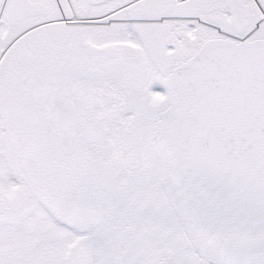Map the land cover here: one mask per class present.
<instances>
[{"label": "snow or ice", "instance_id": "6c2138e0", "mask_svg": "<svg viewBox=\"0 0 264 264\" xmlns=\"http://www.w3.org/2000/svg\"><path fill=\"white\" fill-rule=\"evenodd\" d=\"M0 264H264V0H0Z\"/></svg>", "mask_w": 264, "mask_h": 264}]
</instances>
